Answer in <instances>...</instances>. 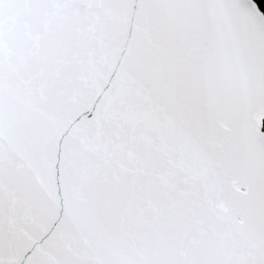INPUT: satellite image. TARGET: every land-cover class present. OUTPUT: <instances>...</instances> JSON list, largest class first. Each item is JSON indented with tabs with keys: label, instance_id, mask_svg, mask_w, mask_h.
Instances as JSON below:
<instances>
[{
	"label": "snow or ice",
	"instance_id": "1",
	"mask_svg": "<svg viewBox=\"0 0 264 264\" xmlns=\"http://www.w3.org/2000/svg\"><path fill=\"white\" fill-rule=\"evenodd\" d=\"M264 0H0V264H264Z\"/></svg>",
	"mask_w": 264,
	"mask_h": 264
},
{
	"label": "trees",
	"instance_id": "2",
	"mask_svg": "<svg viewBox=\"0 0 264 264\" xmlns=\"http://www.w3.org/2000/svg\"><path fill=\"white\" fill-rule=\"evenodd\" d=\"M258 2H261V0H258ZM262 6H264V5H262Z\"/></svg>",
	"mask_w": 264,
	"mask_h": 264
}]
</instances>
